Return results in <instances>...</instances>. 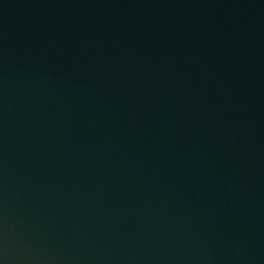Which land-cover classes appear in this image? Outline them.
<instances>
[{"label": "water", "instance_id": "water-1", "mask_svg": "<svg viewBox=\"0 0 264 264\" xmlns=\"http://www.w3.org/2000/svg\"><path fill=\"white\" fill-rule=\"evenodd\" d=\"M0 264H264V0H0Z\"/></svg>", "mask_w": 264, "mask_h": 264}]
</instances>
